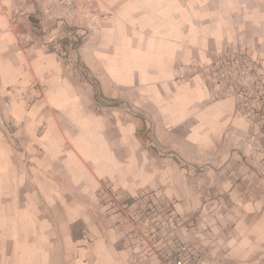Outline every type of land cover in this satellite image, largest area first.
<instances>
[{
    "label": "crops",
    "instance_id": "1",
    "mask_svg": "<svg viewBox=\"0 0 264 264\" xmlns=\"http://www.w3.org/2000/svg\"><path fill=\"white\" fill-rule=\"evenodd\" d=\"M56 1L0 0V264H159L106 183L170 200L169 236L205 264H264V124L207 68L247 49L264 71V0H95L78 61L118 106L48 40L91 24Z\"/></svg>",
    "mask_w": 264,
    "mask_h": 264
},
{
    "label": "built area",
    "instance_id": "2",
    "mask_svg": "<svg viewBox=\"0 0 264 264\" xmlns=\"http://www.w3.org/2000/svg\"><path fill=\"white\" fill-rule=\"evenodd\" d=\"M91 2L57 0L63 8L78 11L85 10L86 6H89L87 11H90ZM207 68L209 75L226 87L224 93L235 97L239 113L264 124V71L259 57L247 49L219 53L214 55ZM103 185L108 197L107 205L118 215V222L127 229L129 239L145 245L159 264L207 263L208 251L198 241L186 244L169 236V226L175 224L170 216L173 208L170 200L143 192L137 194L130 203L123 202L110 184Z\"/></svg>",
    "mask_w": 264,
    "mask_h": 264
},
{
    "label": "rangeland",
    "instance_id": "3",
    "mask_svg": "<svg viewBox=\"0 0 264 264\" xmlns=\"http://www.w3.org/2000/svg\"><path fill=\"white\" fill-rule=\"evenodd\" d=\"M91 3H93V5H90V11H87V8L89 6H86L85 10L82 9L81 11H78V9H65L56 1V6H54L55 11H52V13H55V16L60 21H63L64 19L67 22L86 21L91 22V24L87 28H65L64 36L59 37L56 34V36L54 35L53 37L48 39L50 43H55V50L60 54L61 57H63L66 63L71 64L73 63V61L77 62L78 67H80L82 70L83 66L78 61V51L80 50L86 39L91 38V36H94L95 34H99L100 29L96 25V22L106 18V14L102 12V10L96 5L95 0H92Z\"/></svg>",
    "mask_w": 264,
    "mask_h": 264
},
{
    "label": "trees",
    "instance_id": "4",
    "mask_svg": "<svg viewBox=\"0 0 264 264\" xmlns=\"http://www.w3.org/2000/svg\"><path fill=\"white\" fill-rule=\"evenodd\" d=\"M84 75L86 77V80L91 83L95 89V98L99 105H108V106H118V103L111 102L109 100H106L102 94V89L99 84V82L90 76L88 71L83 67Z\"/></svg>",
    "mask_w": 264,
    "mask_h": 264
}]
</instances>
